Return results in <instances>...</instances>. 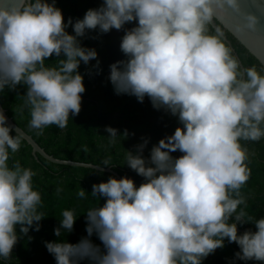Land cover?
I'll use <instances>...</instances> for the list:
<instances>
[{
	"label": "clouds",
	"instance_id": "9594fccd",
	"mask_svg": "<svg viewBox=\"0 0 264 264\" xmlns=\"http://www.w3.org/2000/svg\"><path fill=\"white\" fill-rule=\"evenodd\" d=\"M245 0H103L83 18L65 22L56 0H0V93L26 86L23 104L29 129L43 135L55 125L67 127L79 115L86 91L81 63L96 60L95 48L81 43L89 31H124L125 59L110 67L117 95L147 97L157 110L178 118L174 133L143 155L149 139L127 150L125 163L143 182L110 176L94 183L91 195L103 198L86 212V233L76 243L47 241L56 264H202L209 255L235 243L241 261L264 262V217L246 211L253 155L243 142L264 139V66H245L234 54L218 13L241 18L239 32H259L264 17L244 7ZM126 25H133L126 27ZM72 28V33L68 28ZM52 57L55 64L48 65ZM62 57V58H61ZM109 143L127 129L107 126ZM15 132V135L12 133ZM134 135V133H133ZM22 134L0 108V258L10 260L20 233L39 231L45 213L37 172L10 159L22 146ZM85 151L87 149L85 148ZM179 152L180 156L173 153ZM103 173L115 167L106 157ZM56 194L62 189L57 188ZM87 190L77 196L86 199ZM74 209L61 213L54 234L71 233ZM254 224L255 231H239ZM100 241L96 244L92 237Z\"/></svg>",
	"mask_w": 264,
	"mask_h": 264
},
{
	"label": "trees",
	"instance_id": "16d2710c",
	"mask_svg": "<svg viewBox=\"0 0 264 264\" xmlns=\"http://www.w3.org/2000/svg\"><path fill=\"white\" fill-rule=\"evenodd\" d=\"M102 3L103 0H56V6L63 11L65 22L69 17L74 21L83 18L88 9L98 8ZM131 26L133 25H126ZM67 30L72 33L71 27ZM225 31L235 48L234 54L238 55L245 66H263L237 38L228 30ZM123 35L124 31L115 29L106 34L95 30L80 38L83 46L97 50L100 65L99 68L94 67L96 60L88 65L81 63L79 71L84 75L86 91L83 93L79 115H70L66 128L60 129L52 125L44 129L43 135H37L35 130L29 129V110L25 108L22 114L14 111V108L23 104V95L27 90L24 85L18 86L14 91L5 89L0 93V101L8 115L31 134L47 153L60 159L100 166H103L101 163L106 157H111L112 163L115 164V167L111 168L121 177L133 178L139 186L143 182V177L138 176L124 164L126 151L135 152V146L143 142L142 138H146L149 139V143L143 155L148 157L152 146L165 136L173 134L179 126V121L177 117L153 108L147 97L141 103L135 96L115 93L109 80V66L117 60L125 59L120 50ZM57 59L59 58L52 57L46 64H55ZM107 126L118 129L119 134L127 129L129 136L127 138L119 136L115 144H110L108 133L105 131ZM12 135H15V132ZM242 144H246L253 153L248 162L251 175L242 189L247 197L246 211L259 219L264 217V139L259 142L242 141ZM173 155L178 157L181 153L175 152ZM14 160H19L23 167H30L37 172L33 184L34 188L42 193L43 207L39 211L44 212L46 216L40 222L39 231H35L33 226V229L24 235L17 226L19 240L13 249L12 258L10 260L0 258V264H56L54 257L47 251L45 242L62 240L76 243L87 236L85 231L87 210L104 203L103 198L92 197V185L116 175L106 171L101 174L93 168L57 164L40 154H37L36 158L32 146L24 138L19 152L10 159L9 164L11 165ZM81 187L87 190L86 199L77 196ZM57 188L62 189L59 194H56ZM65 209L75 210L76 224L71 233L62 231L61 236L57 237L54 230L59 226L61 213ZM246 229L255 231V226L245 224L239 227L241 233ZM92 240L96 244L100 243L95 235ZM237 251H239L237 244L225 240V246L209 255L202 264H263L237 260L235 258ZM82 264L88 262L83 261Z\"/></svg>",
	"mask_w": 264,
	"mask_h": 264
},
{
	"label": "water",
	"instance_id": "95a60500",
	"mask_svg": "<svg viewBox=\"0 0 264 264\" xmlns=\"http://www.w3.org/2000/svg\"><path fill=\"white\" fill-rule=\"evenodd\" d=\"M244 7L246 9L255 10L259 15H261V17H264V0H245ZM218 17L220 24L226 30H228L235 38H237V40H239L264 66V25H262L261 30L259 32H252V31L239 32L236 30V24L241 22V18L239 16L231 12L221 11L218 13ZM227 39L230 42L235 52V48L233 47L231 41L229 40L228 37ZM0 108L4 109L9 122L16 126V129L22 134V137L32 146V152L36 158H37V154H40L49 161L57 164L80 166V167L93 168V169H95L97 166L103 167L93 163L60 159L47 153L46 150L34 139V137L31 134L26 132L8 115L1 101H0ZM106 172L114 173L118 178L121 177L111 167H109L106 170Z\"/></svg>",
	"mask_w": 264,
	"mask_h": 264
}]
</instances>
